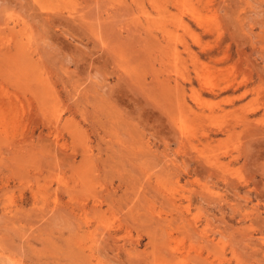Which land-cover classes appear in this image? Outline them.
<instances>
[{"label":"rangeland","instance_id":"374dc122","mask_svg":"<svg viewBox=\"0 0 264 264\" xmlns=\"http://www.w3.org/2000/svg\"><path fill=\"white\" fill-rule=\"evenodd\" d=\"M0 264H264V0H0Z\"/></svg>","mask_w":264,"mask_h":264},{"label":"bare ground","instance_id":"6f19581e","mask_svg":"<svg viewBox=\"0 0 264 264\" xmlns=\"http://www.w3.org/2000/svg\"><path fill=\"white\" fill-rule=\"evenodd\" d=\"M81 24V23H80Z\"/></svg>","mask_w":264,"mask_h":264}]
</instances>
